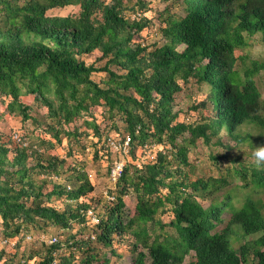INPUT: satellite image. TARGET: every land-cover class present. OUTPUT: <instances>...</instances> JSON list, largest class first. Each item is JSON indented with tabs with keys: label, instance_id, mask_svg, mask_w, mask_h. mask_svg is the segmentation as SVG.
Returning a JSON list of instances; mask_svg holds the SVG:
<instances>
[{
	"label": "trees",
	"instance_id": "16d2710c",
	"mask_svg": "<svg viewBox=\"0 0 264 264\" xmlns=\"http://www.w3.org/2000/svg\"><path fill=\"white\" fill-rule=\"evenodd\" d=\"M178 1L185 15H160L165 43L149 47L141 35L152 18L142 0L131 17L126 0H0V100H9L8 113L25 122L31 108L23 99L33 97L50 121L35 144L18 132L27 146L15 133L0 134V234L14 242L0 249V264H54L56 258L57 264H115L107 254L117 257L114 247L124 243L134 254L129 264H183L190 255L189 264H264V163L240 160L239 152L261 143L248 129L264 132V99L256 84L264 61H252L242 74L236 70V50L248 47L246 38L264 37V0ZM66 8H72L66 16L48 14ZM95 52L101 67L84 59ZM100 72L106 80L97 83L92 75ZM191 81L208 93L194 107L200 119L182 122L175 97ZM94 108H102L106 120L122 121L129 157L112 192L115 202L104 206L96 225L85 216L101 204L91 180L82 168L64 169L65 160L48 154L61 145V134L79 141L91 130L96 145L107 137ZM110 129L119 132L115 123ZM199 141L236 149L233 167L191 179L188 155ZM152 146L161 150L149 160ZM235 177L241 184L231 186ZM130 194L136 198L132 217L124 203ZM159 211L172 214L175 237L156 233L157 225L164 228L155 221ZM50 228L61 230L64 240L37 241L36 252H20L26 234ZM86 228L94 240L85 238ZM239 236L252 238V245L235 250Z\"/></svg>",
	"mask_w": 264,
	"mask_h": 264
},
{
	"label": "rangeland",
	"instance_id": "374dc122",
	"mask_svg": "<svg viewBox=\"0 0 264 264\" xmlns=\"http://www.w3.org/2000/svg\"><path fill=\"white\" fill-rule=\"evenodd\" d=\"M137 0H126L124 7L126 8V15L133 16V12L131 10L135 9L134 12H139V7L135 5ZM148 4L149 11H146L145 15L149 18H152V26L149 29H146L142 35V42L144 45L149 47H153L155 44L156 47H161L165 43L162 39L161 35L159 34V21L160 15H163V18L168 15H174L176 17H182L185 15L183 8L181 7L178 0H142ZM72 11V8H66L63 10H52L48 14L49 15H59V16H66ZM246 42L248 47L244 49H237L236 50V57L241 58L237 62L236 70L240 73L246 69L247 66L250 65L252 61L254 62H263L264 61V37L261 33L253 36L252 38H246ZM101 54L95 52L89 56L84 57L87 64H95L97 67H101L104 64V61L100 62ZM242 74V73H241ZM92 80L97 83L106 80L105 73H95L92 75ZM256 84L261 93L262 99H264V72L261 71L259 75L256 77ZM208 93V90L205 86L198 88V85L191 81L189 85L184 87L183 91L176 95L175 102H174V110L179 112V121L182 122H191L197 118L200 119L201 117V110L194 109V107L198 106V103L203 101ZM24 103L28 105L31 110L29 112V116L31 119H36L40 126L33 123V121L27 120L25 122L22 121L21 115L11 116L7 110V103L9 100H0V134L3 135L5 138L8 137L10 134L13 133H20L21 135L25 136L27 142L30 144L38 143L40 132L46 129L47 124L50 121L45 116V109L39 103L35 102L33 97H24ZM94 114L97 118V124L100 126V129L105 132L108 131L107 137H103L102 141L98 145L95 144L97 138L93 135L91 130L87 131L88 136H83L79 141L75 140L74 138H68L65 134L60 135V139L62 141L61 145H57L54 151H51L48 154H54L59 156L61 159L65 160V166L73 164L77 165L76 168H82L86 175L91 176V183L94 185V190L92 196L96 199L101 201V204L98 208H96V215L102 214L104 211V206L107 205V201L105 198V193H112L116 192L114 188V184L109 180V168L110 166L113 167L117 163H124L129 160L127 149L124 152H120L119 144L122 138V131L124 128V124L119 118H116L114 121H109L103 118L102 108H94ZM113 123L116 124L119 132L110 129ZM249 132L252 133L253 139L259 136V140H261L260 145H264V132L260 134L259 130L255 128H249ZM105 135V134H104ZM188 136V135H186ZM49 137V136H48ZM255 144V143H254ZM96 145V147H95ZM260 145H257L260 146ZM116 146L118 148H116ZM233 146V144H230ZM256 147V148H257ZM255 148V149H256ZM251 150L248 145H244L241 150H239L240 154L242 155L240 160H246L253 162L255 157H253L254 150ZM72 151V156L70 157L68 152ZM237 150L233 149L231 151H226V149L217 146H205L200 141L197 143V147L190 151L188 155V160L190 163V167L186 168V171L189 173L191 179H195L197 177H217L219 175V171L226 170L231 166L230 159L235 158L237 155ZM222 154H226L227 158L219 159L215 161L212 159L213 156H220ZM74 155V156H73ZM252 155V156H249ZM97 156V157H96ZM254 158V159H252ZM141 162L140 160L134 161V164H138ZM264 163V162H262ZM234 165V164H233ZM66 173V171L64 172ZM236 184H241L240 180L235 178H231V186ZM264 198V194H263ZM114 203V202H113ZM112 203V204H113ZM124 203L126 206V213L129 217L134 216L135 214V206H136V198L134 195H128L124 197ZM202 205L207 207L209 202H203ZM61 208V206H58ZM229 214H224L223 218L224 221L227 222L229 220ZM173 219L172 214L165 213L162 214L160 211L155 216V221L160 222L161 225L164 226L163 229L159 228L157 225L156 233L160 236H176V233L172 227H170L169 223ZM221 228V227H220ZM79 228L76 227L75 230L77 231ZM238 230V229H237ZM239 232V230H238ZM91 233L90 229L85 230L84 235L85 238L88 237ZM240 235V232L238 233ZM31 236V240H23L20 252L24 253H32L33 251H37L40 249V244L51 237L57 236L60 240H64V236L61 233V230L56 228H50L46 231V233H41L39 235L36 234H26ZM156 236V235H155ZM2 235L0 234V249L2 247L10 249V245L12 246L13 241L9 244L5 243V240L2 239ZM25 238V237H24ZM45 238V239H44ZM43 240V241H40ZM252 238L243 239L239 236L238 241H234L233 248L238 250L240 245L250 241ZM37 241L39 243H37ZM9 246H7V245ZM250 246L252 242L250 241ZM115 250L117 252V257L111 255L108 252L107 256L112 259V261L116 263H123L129 264L131 263L132 259L134 258V254L131 252V247L127 246V243L123 245H115ZM143 249L142 247L138 246L137 252H141ZM190 255L186 257L183 264H189L191 260ZM149 262V259L146 260Z\"/></svg>",
	"mask_w": 264,
	"mask_h": 264
},
{
	"label": "built area",
	"instance_id": "2783aa9c",
	"mask_svg": "<svg viewBox=\"0 0 264 264\" xmlns=\"http://www.w3.org/2000/svg\"><path fill=\"white\" fill-rule=\"evenodd\" d=\"M13 138L17 141V142H20L22 143L23 145L27 146L28 143H23L22 141V138H21V135L20 134H14L13 135ZM119 147H120V152H124V150L127 149V153H128V140L125 141L123 144L120 142L119 144ZM116 148H118L116 146ZM161 150V147H157V146H152L150 149H148L147 153H146V156L148 157L149 160H154L155 159V156H156V153L158 151ZM126 153V154H127ZM140 160V159H139ZM145 160V157H142L141 158V162L138 163L137 166H139L141 163H143V161ZM122 169H123V163H117L115 164L111 170H110V173H109V180L115 185L114 188L116 187V184H117V181L119 180L120 176H121V172H122ZM88 178L90 179L91 176L88 175ZM91 180V179H90ZM68 190L70 189L69 187L67 188ZM105 198H106V201L108 204H112L113 202H115V196L114 194L112 193H108L106 192L105 193ZM86 219H89L90 222L93 224V225H96L98 223V218H97V215L94 211L92 210H87L86 212ZM90 239L94 240L95 239V236L94 234L90 235L89 236ZM45 239V238H44ZM25 240L29 241L31 240V236L30 235H26L25 236ZM40 241H43L40 239ZM59 241V238L57 236L55 237H51L50 239H48L46 241V244L47 245H53V244H56L57 242ZM5 243L9 244L10 242L5 240ZM45 243V242H44ZM6 244V245H7ZM12 246H14V243H12ZM58 260L56 258L54 264H57Z\"/></svg>",
	"mask_w": 264,
	"mask_h": 264
},
{
	"label": "clouds",
	"instance_id": "9594fccd",
	"mask_svg": "<svg viewBox=\"0 0 264 264\" xmlns=\"http://www.w3.org/2000/svg\"><path fill=\"white\" fill-rule=\"evenodd\" d=\"M253 156L255 157V162L257 164H260V163L264 162V145L258 146L254 150Z\"/></svg>",
	"mask_w": 264,
	"mask_h": 264
}]
</instances>
